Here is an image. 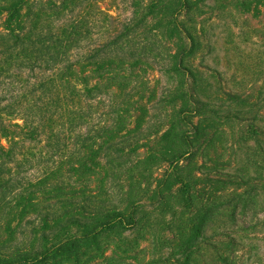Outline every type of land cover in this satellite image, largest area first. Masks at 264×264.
Here are the masks:
<instances>
[{"label":"rangeland","instance_id":"rangeland-1","mask_svg":"<svg viewBox=\"0 0 264 264\" xmlns=\"http://www.w3.org/2000/svg\"><path fill=\"white\" fill-rule=\"evenodd\" d=\"M10 9L21 15L13 29L71 19L89 33L81 52L92 66L73 77L93 88L92 201L123 216L111 217L96 254L107 244L108 264H183L187 253L188 264H264V0H4L0 32ZM12 70L28 94L43 74ZM54 144L23 142L32 154ZM60 193L40 204L57 206ZM7 201L11 226L21 200Z\"/></svg>","mask_w":264,"mask_h":264},{"label":"trees","instance_id":"trees-1","mask_svg":"<svg viewBox=\"0 0 264 264\" xmlns=\"http://www.w3.org/2000/svg\"><path fill=\"white\" fill-rule=\"evenodd\" d=\"M3 1L0 0V7ZM12 11L4 17L6 31L0 32V138L14 136L7 147L0 143V202L21 201L19 211L12 214L16 224L11 226L7 220L10 213L4 211L5 205L0 206V224L5 225L0 232V264H108L113 249L106 244L98 255L100 245L96 242L111 229L112 216H123L121 210L107 209L104 203L98 207L93 204V88L85 81L88 76L79 80L82 88L77 87L73 77L78 67L92 66V52H81L83 44L90 40L89 33L81 21L71 19L63 28L25 20L20 29H13L14 23L20 24L21 15ZM19 53L24 59L17 62ZM12 68L29 69L32 74L43 69V74L28 94L24 85L15 80L17 75ZM30 94L33 100L28 99ZM3 113L8 117L22 116V128L6 123ZM17 128L25 131L22 137L14 135ZM49 137L55 140L50 151L48 145L32 154L23 145L25 139L40 143ZM30 170L33 174L23 176ZM61 170L68 176L61 175ZM48 191H59L60 195L65 192L66 196L58 200L57 206L47 207L40 201L46 199ZM75 211H82V218ZM26 226L30 237H24ZM194 244L188 242L184 248L190 251ZM98 256L101 261L96 259ZM224 257L219 258L220 264L226 263ZM189 261L187 253L183 264Z\"/></svg>","mask_w":264,"mask_h":264}]
</instances>
